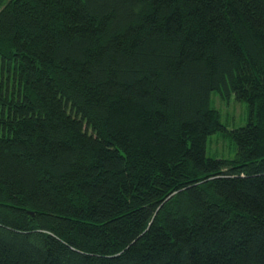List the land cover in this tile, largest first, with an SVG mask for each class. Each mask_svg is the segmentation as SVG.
Returning a JSON list of instances; mask_svg holds the SVG:
<instances>
[{"label": "trees", "instance_id": "obj_1", "mask_svg": "<svg viewBox=\"0 0 264 264\" xmlns=\"http://www.w3.org/2000/svg\"><path fill=\"white\" fill-rule=\"evenodd\" d=\"M0 264H264V0H0Z\"/></svg>", "mask_w": 264, "mask_h": 264}, {"label": "rangeland", "instance_id": "obj_2", "mask_svg": "<svg viewBox=\"0 0 264 264\" xmlns=\"http://www.w3.org/2000/svg\"><path fill=\"white\" fill-rule=\"evenodd\" d=\"M211 103L219 113L220 121L227 130L244 125L250 116L247 102L237 101L234 96L221 97L218 93L211 94ZM206 155L218 158H233L235 144L224 132L218 131L208 136L206 142Z\"/></svg>", "mask_w": 264, "mask_h": 264}]
</instances>
